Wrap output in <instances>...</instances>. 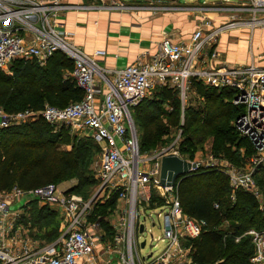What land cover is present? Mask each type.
<instances>
[{"label": "built area", "instance_id": "built-area-1", "mask_svg": "<svg viewBox=\"0 0 264 264\" xmlns=\"http://www.w3.org/2000/svg\"><path fill=\"white\" fill-rule=\"evenodd\" d=\"M86 7L60 0H0V70L14 59L40 63L61 51L72 59L71 78L83 92L80 100L64 107L45 104L40 110L13 113L0 109V128L41 118L90 135L100 146L95 175L98 190L109 188L115 192L126 217L113 224L107 236L100 221L90 219L93 197L85 200L56 183L29 190L14 186L0 192V264H199L190 257L183 241L197 238L206 223L183 211L176 182L170 186L160 184L162 155L182 157L176 150L181 129L168 145L149 155L142 153L131 107L161 87L177 90L184 100L192 79L231 92V103L241 108L234 126L250 142L254 155L247 169L227 165L222 171L232 193L248 190L259 197L253 178L257 167L264 164V66L253 58L246 63L221 60L217 43L228 29L246 24L264 27V0L210 7L208 11H232L231 19L213 26L202 16L187 40L173 41L164 36L149 57H138L133 63L111 70L100 67L57 24L61 12ZM107 8L131 7L111 3ZM245 13L248 19L238 15ZM182 122L181 118L179 126ZM211 159L208 165H212ZM32 201L48 206L60 223L58 236L42 245H34L21 235L29 221L21 222L20 216L25 215ZM16 203L19 205L11 207ZM154 218L161 220V235L142 255L147 245L145 235L149 233L154 240L146 220L153 227L157 224ZM242 236H248L253 246L250 260L264 264V229H248L235 241Z\"/></svg>", "mask_w": 264, "mask_h": 264}, {"label": "trees", "instance_id": "trees-1", "mask_svg": "<svg viewBox=\"0 0 264 264\" xmlns=\"http://www.w3.org/2000/svg\"><path fill=\"white\" fill-rule=\"evenodd\" d=\"M70 64L71 60L61 51L54 52L43 66L35 60L16 59L11 66L13 76L5 75L0 70V103H10L15 109L40 110L47 101L61 104L67 99L72 100L70 103L80 100L82 90L71 76L62 77L63 70ZM189 87L201 100L195 106L183 108L184 137L179 154L184 156L187 149L200 141L201 135L202 139L210 133L215 155L223 156L233 163L231 165L240 167L252 151L250 153L247 149L244 153L240 152L239 145L243 140L239 141L238 138L252 146L234 126L241 108L231 103L232 93L207 87L195 79L190 81ZM157 89V93L156 90L154 92L156 95L144 98L131 110V114L143 124L141 139L138 140L140 151L142 145L161 137L180 123L178 100L175 99L177 90L168 87ZM164 103L172 110H164ZM59 139L51 135L46 122L40 118L0 128V192L14 186L29 190L48 183L58 184L67 176H75L79 181L78 186L69 188V191L87 196L89 191L85 185L92 180L85 176L86 162L91 149L97 150L96 142L92 138L78 139L71 142L68 150L54 146ZM254 177L261 201L248 190L232 193L227 176L216 169H204L179 177L176 191L183 211L206 223L200 235L186 243L195 262L261 264L250 260L253 246L248 236L235 241L236 236H241L248 229H264V164L257 167ZM34 202L31 204L33 207L29 205L33 217V222H30L35 223L38 230L44 232L42 235L52 241L59 234L55 221L57 214L45 206H36L37 202ZM111 202L96 203L93 209L98 206L107 208ZM215 203L217 207H214ZM91 214L90 219H98L105 229L108 227L102 216L95 218V214Z\"/></svg>", "mask_w": 264, "mask_h": 264}, {"label": "crops", "instance_id": "crops-1", "mask_svg": "<svg viewBox=\"0 0 264 264\" xmlns=\"http://www.w3.org/2000/svg\"><path fill=\"white\" fill-rule=\"evenodd\" d=\"M66 1L72 4H86L88 7L61 12L56 17L58 26L68 33V39L73 44L108 70L122 68L135 62L138 57H149L164 36L170 37L173 41L187 40L202 16L209 18L213 26L231 19L232 11H208L210 7L234 6L244 2L203 0L199 3L197 0H189L190 2L180 3L181 9L174 7L162 9L152 6H172L177 0H103L101 3L106 7L99 8L93 7L98 6L96 0ZM111 3L141 6L126 9L107 8ZM238 15L245 19L249 18L247 13ZM217 49L222 59L228 63H246L253 58L264 66V27H251L246 24L228 29L219 37ZM31 204L32 202L30 206ZM18 205L16 203L11 207ZM36 206H45L51 210L43 204L37 203ZM30 213V209L26 207L25 215L20 216L21 222L29 220V224L25 223L21 235L22 239L33 243V233L38 227L30 222V220L33 222ZM55 221L60 227L57 215ZM42 234L44 232L40 231L39 245L49 241Z\"/></svg>", "mask_w": 264, "mask_h": 264}, {"label": "rangeland", "instance_id": "rangeland-1", "mask_svg": "<svg viewBox=\"0 0 264 264\" xmlns=\"http://www.w3.org/2000/svg\"><path fill=\"white\" fill-rule=\"evenodd\" d=\"M96 1H98V4H97L98 6L102 5L101 2L103 0H96ZM136 1H139V0H136ZM164 1H169V0H164ZM194 1H196V0H194ZM202 1L203 0H197V2H199V3H201ZM205 1H210V0H205ZM60 2L69 4L68 1H66V0H60ZM115 2H117V1H115ZM177 2H179V4ZM177 2H176V4H174L172 6H152V7L153 8L158 7V8H162V9H167V8L169 9L170 7H174L175 9L176 8L181 9L182 7H181L180 3H186V2H190V1L189 0H177ZM88 4H90V3H88ZM82 5H86V4H82ZM127 6L128 7H140L141 5L140 6L139 5H137V6L127 5ZM145 6H147V5H145ZM63 54L68 57L67 54H65V53H63ZM220 57H221L220 58L221 60H224V59H222V56H220ZM15 60L16 59H14L13 61H15ZM69 60H71V64L66 69L63 70L62 77H64V78L70 77L72 69H73V61L71 58H69ZM46 61H47V59L43 60L40 63L38 62V64L40 66H43L46 64ZM12 62L7 66V68L5 70H1V73L5 74V75L13 76V68H11ZM100 67H102V66H100ZM157 90H156V93H157ZM154 94L155 93H152L148 97H152V96H154ZM148 97H144V98H148ZM176 98L178 100L180 120H181V118L183 119V122H182V125H183L184 120H185L184 115L182 117L183 107L184 106H188V107L195 106L198 104V102H200L201 98L196 95V93L192 87L188 88V91L186 92V96H185L184 100L180 98V95L178 92L175 93V99ZM142 100H144V99H142ZM71 101H72L71 99H67L66 101H64L61 104L47 101V102H45V104L52 105V106L53 105L54 106H56V105L60 106V105L66 104V103H70ZM8 104L11 105L10 103H8ZM9 105H6V104L4 105L3 103H0V109L4 110L7 113H13L11 111L17 112V111H21L22 109L23 110L25 109L23 107L15 109L14 105H11V106H9ZM134 107L135 106H133L131 108L133 109ZM168 107L169 106L166 103H164L162 105V108L164 110H166ZM152 109H153V107H152ZM171 110H172V108H171ZM132 119H133V123L136 127V130H137L138 139H141V135L143 132V124L136 119L135 115L134 116L132 115ZM182 125L178 126L176 128H171L166 134L162 135L161 137L154 138V140L152 142H149L147 144L142 145V151L141 152L149 155V154L153 153L154 151H156L157 149H159L160 147L168 145L173 139L176 138V135L178 134V129L180 128L181 131L179 134V142L176 145V150L179 152L180 143L182 142L183 137H184L182 134V131H183ZM46 127L49 128V132L51 133V135H54V136L60 138L58 143H56V145H54L58 149H68L69 150L71 148V142L72 141H76L78 139H82V140H90L91 139L90 135H88L87 133L75 131L67 124L59 126V124H50V123L46 122ZM201 136L199 137L200 141L197 144L195 143V145L191 146L190 149H187L186 152H184V156H182V158H184L186 160L197 163V167L192 169L189 173L195 174L199 171H202L204 169H209V168L210 169H216V170L221 171L223 173L222 170L224 168H227V165L229 166L233 163L223 156H220L218 154L215 155L214 150H213V140H212L210 133H207L205 135V137H203L202 139H201ZM62 140H67V142L64 143V142H62ZM238 140L239 141L243 140V143L239 145L240 152L244 153L245 150H247V149H249L250 153L252 151L250 156L248 158H246V160L244 161L243 165L240 166V167H243L244 169H247L249 167L248 166V160L254 155V151L252 150L250 145L244 141V139L238 138ZM96 145L98 147L97 150H95L93 148L91 149V151H90L91 154L89 155V158H87V162H86V165H87L86 170L87 171L85 173V176H86V178H88V179L90 178L92 180V182L90 181L89 184L85 185L86 188L83 187L89 191V192H87L88 195L83 196L82 194H79L78 192H76L79 196H81L85 200L92 198L93 195L96 193V191L99 188V181L95 175H96L97 163H98L99 156H100V146L97 143H96ZM236 149H237V147H236ZM210 158H212L211 159L212 165H208ZM233 166L239 167V165H235V164ZM178 180H179V178H177L176 183ZM253 180H254L253 188L255 190H257V192L260 193L259 188L256 184L255 177L253 178ZM78 182L79 181H78L77 177L67 176L66 178L58 181V184L62 187L71 188V187L78 186ZM115 196H116L115 192H111V191H109V188H105L104 190L99 191L97 193V195L92 200L93 201V208L97 206V205H95L96 203L100 204V203H103L107 200L112 201L109 204V207L106 208V207L98 206L97 209H93V212L91 214V215L95 214V218L97 216L103 217V221L105 222V226L108 225V227L106 229L103 228V230L107 236L112 231L111 226L113 224H118L120 222V220H123L124 217H126L125 210L123 211V205L116 199ZM0 198H3V197H0ZM257 198L260 201L262 200L261 195H259V197H257ZM154 219L157 222V224L153 227H151L150 221L148 219L146 220L145 226L147 229H150V231L152 232L154 240L151 239L149 233L147 235H145L147 238V245L145 248H143L141 250L142 255H145L150 251V247H151L150 244H154L156 242L157 238L161 235V229H160V226L158 225V223H161V220L160 219L157 220L156 218H154ZM58 226H57V230L59 231L60 227H58ZM39 232L40 231L36 230L33 233L34 234L33 237L31 236L33 239L32 242L34 245H39L38 243H40ZM186 243H187V241H183V244L185 246H187ZM187 247L189 248L190 246L188 245ZM189 255H191L190 249H189Z\"/></svg>", "mask_w": 264, "mask_h": 264}, {"label": "water", "instance_id": "water-1", "mask_svg": "<svg viewBox=\"0 0 264 264\" xmlns=\"http://www.w3.org/2000/svg\"><path fill=\"white\" fill-rule=\"evenodd\" d=\"M196 168V163L186 160L174 153H167L162 155L160 160V184L163 186L173 185L177 178L188 174L192 169ZM97 192L93 195V198L97 195ZM142 230V225L139 227V231ZM144 245V241L141 242V246Z\"/></svg>", "mask_w": 264, "mask_h": 264}]
</instances>
